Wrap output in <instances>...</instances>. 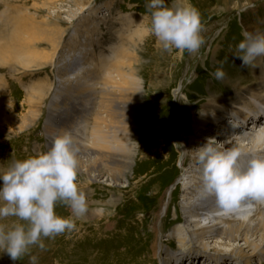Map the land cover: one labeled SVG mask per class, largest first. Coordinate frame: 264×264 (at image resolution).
<instances>
[{
    "label": "rangeland",
    "instance_id": "1",
    "mask_svg": "<svg viewBox=\"0 0 264 264\" xmlns=\"http://www.w3.org/2000/svg\"><path fill=\"white\" fill-rule=\"evenodd\" d=\"M147 2L0 1V15L6 12V17L0 18V29H9L8 32L11 30L6 21L11 13L5 5H27L25 9L17 8V12L34 21L36 44L28 54H24L10 48L5 38L0 42L4 47L0 51L3 89L0 100V174L17 159L23 160L49 150L50 141L46 133L49 112L56 94L59 93L61 98L66 94L60 87L58 63L69 49V40L75 32H78L75 48L79 50L76 57L84 56L86 63H92L89 65L91 71L95 72L93 105L89 107L92 114H88L89 121L82 122L87 126L83 133L84 140H79L82 146H89L92 140L89 125L93 123L98 103L102 101L104 81L111 77L119 79L115 78L118 75L110 65L116 59L117 52L128 42L130 47L133 42L137 43L132 53L135 51L139 61L131 64L137 67V76H134L141 92L138 102L142 108L138 118L134 115L133 125H129L131 144L126 152H122L126 160L131 161L132 168L124 173L118 172L119 180L115 182L107 168L100 169V177L92 172L93 176H98L94 178L90 177L87 169L81 171L79 166L78 184L86 194L87 211L78 218L73 217L70 206L62 201L57 202L55 209L61 217H72L76 228L54 238L42 237L44 249L33 245L17 261H12L7 253L0 250V264H30L32 255L38 258L37 264H126L128 258L137 256L138 248H141V258L153 264H162L167 258L166 252L160 253L165 246L179 252V243L170 234L176 226L187 225L181 209L186 193L182 184L186 164L191 163L190 151L197 154L199 147L191 137L196 122L204 120L200 103L204 101L209 87L226 98L233 95L229 85L215 80L210 71L214 73L217 64H220L226 73V80L229 77L235 80L242 73L251 76L252 65H242V61L236 57L240 55L236 46L244 38L243 32L251 26H257L260 32H264V0H253V4L246 0H184L194 6L201 17L204 43L195 53L162 48L160 41L147 31L151 24V10L146 7ZM166 3L171 6L172 0H166ZM92 12L96 14L88 17ZM94 21L96 24H93ZM25 58L29 59L28 64H24ZM133 98L129 96L126 101L137 102ZM253 102L261 106L259 101ZM249 125H243L244 129L248 130ZM205 128L202 133L223 139L224 148L233 146L230 140L223 138L222 130L217 126L207 121ZM263 128L262 114L257 131ZM251 132H254L252 127L244 136L249 137ZM177 143L182 145H175ZM248 144L247 138L242 144V152L247 151ZM80 156L83 162L87 161L83 154ZM116 199H119L117 204ZM256 208L254 205L253 210ZM170 209L171 215L162 225ZM15 223L27 222L14 216L0 218V225L6 228ZM156 228L160 229L158 237L153 235ZM139 236L149 239L142 240ZM253 240L263 244L259 238ZM225 241L223 247L230 256H226L224 264L237 263L231 256L233 250L252 252L244 240ZM156 242L159 255L155 257L152 247ZM205 243L210 252L215 247H222L221 240L206 239ZM199 248L193 257L178 253L179 258L174 259L173 263L206 264L203 258L205 251ZM208 260L209 264H216ZM262 262L256 256L251 260V264Z\"/></svg>",
    "mask_w": 264,
    "mask_h": 264
},
{
    "label": "bare ground",
    "instance_id": "2",
    "mask_svg": "<svg viewBox=\"0 0 264 264\" xmlns=\"http://www.w3.org/2000/svg\"><path fill=\"white\" fill-rule=\"evenodd\" d=\"M246 1H250L253 4V0ZM9 4L5 5L8 6L7 9L11 13V16L7 17L6 25L10 27L11 31L8 32L9 29L5 28L0 29V42L5 38L9 42L10 48L28 54L36 45L33 20L31 21L30 18L24 17L17 12V8L25 9L27 5L21 7L13 3L12 5ZM5 13L0 15L1 19L3 16L6 17ZM94 13L96 14V12H92L88 17ZM93 24H96L95 21ZM247 30L249 32H260L258 27L254 25ZM24 36H27V38ZM71 37L68 43L69 49L66 50L58 63L60 87L66 94L63 98H61L59 93L56 94L49 112L48 125L46 126V133L50 141L49 148L57 136L70 133L73 136L74 145L79 148L78 160L81 171L85 168L90 177L95 176L97 178L98 176L100 177V169L107 168L113 178L112 180L116 182L119 180L117 176L118 172L124 173L126 170L132 168L131 161L128 162L129 160H126L127 158L122 155V152H126L130 143L129 141L132 138L129 125H133L134 115L138 118L142 109L138 102L141 92L135 80L137 67H132L131 64L139 61V57L134 53L135 51L132 53V50H136L137 43L133 42L130 47L128 45L129 42L128 44L125 42L127 45L117 52L116 59L110 65L112 66V70L118 75L115 78L119 79L114 80V77H111L107 81H104L105 87L103 86L104 88L101 91L103 96L102 101L98 103L93 123L89 125L92 140L88 144L89 146H82L79 140H84L83 133L87 127L85 124L82 125V122L85 120L89 121L88 114L92 112L89 107L93 105L94 95L92 87L95 85V78L93 77L95 76V72L91 71L89 65L92 63H86L84 56L83 58L76 57L79 51L75 48L78 32L73 33ZM70 43L71 45L69 46ZM2 48L4 47L0 43V51ZM30 56L33 57V54ZM25 59H23L24 64H28L29 59ZM219 65L217 64L218 68H220ZM210 74H213V70L210 71ZM242 74L238 75L239 77L235 80H232L230 77L226 80V75L223 79L215 78V80L227 83L233 95L226 98L209 87L206 94H204V101L200 103L204 120L201 123L196 122L191 138L201 146V144H204L203 142H206L207 138L212 137L202 133L206 130V123L209 121V123L222 130L221 135H223V138H227L233 144V146L229 145L228 148H236L241 152L240 160L241 163H244L252 158L253 155H264V128L257 131L260 117H262V114L264 115V57H260L254 62L251 76H244L245 73ZM2 96L3 89L0 81V100L3 98ZM129 96H134L135 99L133 98V101L137 100V102L126 101ZM253 100L259 101L261 106H258L259 104L257 105ZM85 103H87L86 106ZM243 125L244 127L249 125L248 130L251 127L254 130V132H251V135L248 134L249 137H246L248 130L244 129ZM245 134L246 136H244ZM247 138L249 140L248 147L245 149L247 151L242 152L241 150L244 148L242 144ZM220 141L222 142L223 139ZM80 154H83L85 158L87 157V161L83 162ZM189 156L191 163L188 162L189 166L187 165L188 163L186 164L187 170L184 173L182 184L186 193L181 207L184 217L187 219V225L176 226L173 229L170 235L177 239L179 252L171 251L164 245L165 247H162L163 249L160 253L166 252L167 258L162 264H174L173 260H178L179 258L178 253H181L185 257L187 255L193 257V255L198 253L199 247L205 251L203 256L205 258L204 263L209 264L208 259H210L216 264H224L226 263V256H230L223 247L226 243L225 240L229 242L244 240L247 248H250V251H252L245 252L243 249L233 250L231 256L237 260L236 264H251V260L255 256L260 257L264 264V203L253 202V205L257 206V208L255 211L252 208L251 214L246 220H240L235 215H223L216 205L215 198L205 196L202 192L201 171L197 154L190 151ZM92 172H96L95 174L98 176H93ZM115 202L117 204L119 199H116ZM171 212L170 209L165 217L167 219L163 220L162 225L168 221ZM154 230L153 235L159 234L160 229L156 228ZM139 238L142 240L149 239L140 236ZM254 238H259V241L263 244H258V242H255L256 239L253 240ZM206 239L221 240L222 245L220 246L223 248L220 247L218 249L215 247L210 252L208 245L205 243ZM158 248L159 245L156 242L152 247V253L155 257L159 255ZM140 255L141 248H138L137 256L128 258L126 264H153L141 258ZM188 260H192V258Z\"/></svg>",
    "mask_w": 264,
    "mask_h": 264
},
{
    "label": "clouds",
    "instance_id": "3",
    "mask_svg": "<svg viewBox=\"0 0 264 264\" xmlns=\"http://www.w3.org/2000/svg\"><path fill=\"white\" fill-rule=\"evenodd\" d=\"M151 24L147 29L166 51L197 52L204 43L199 11L184 0H148ZM236 55L243 66L254 65L264 57V32H243ZM213 75L223 79L226 73L217 68ZM191 82V81H189ZM175 145H182L177 143ZM197 160L201 171L202 192L215 198L223 215H235L246 220L253 202L264 203V155H253L241 163V152L224 148L223 142L209 137L199 146ZM190 151V150H186ZM79 148L73 136H57L48 151L15 160L0 174V218L17 217L27 223H15L6 228L0 225V250L19 260L31 246L45 248L43 238L76 228L72 217H61L55 209L58 201L68 204L73 217L87 211L86 194L78 184ZM37 257L30 256V264H37Z\"/></svg>",
    "mask_w": 264,
    "mask_h": 264
}]
</instances>
